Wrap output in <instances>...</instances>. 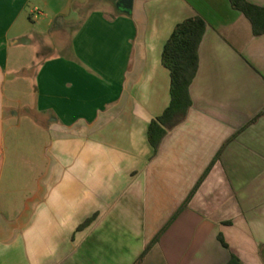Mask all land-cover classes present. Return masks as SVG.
<instances>
[{"label":"crops","instance_id":"0c3cea01","mask_svg":"<svg viewBox=\"0 0 264 264\" xmlns=\"http://www.w3.org/2000/svg\"><path fill=\"white\" fill-rule=\"evenodd\" d=\"M49 17L72 35L40 62L28 152L12 153L11 50ZM194 18L206 29L191 105L158 124L155 148L150 126L172 102L164 48ZM0 264H264V33L230 0H133L129 13L119 0H0Z\"/></svg>","mask_w":264,"mask_h":264},{"label":"trees","instance_id":"16d2710c","mask_svg":"<svg viewBox=\"0 0 264 264\" xmlns=\"http://www.w3.org/2000/svg\"><path fill=\"white\" fill-rule=\"evenodd\" d=\"M230 2L233 8L244 13L251 21L254 34L258 35L264 33V8L255 7L246 0H230ZM205 29L206 24L200 18L186 20L177 25L172 36L165 45L163 64L171 72L172 102L163 116L157 121H154L150 126V142L155 148L158 147L160 140L164 136V131L158 128V124L166 128H173L186 117L187 111L191 105L189 88L198 71V50ZM208 172L196 185L191 196L198 190ZM151 246L152 245L143 253L140 261L147 254Z\"/></svg>","mask_w":264,"mask_h":264},{"label":"rangeland","instance_id":"374dc122","mask_svg":"<svg viewBox=\"0 0 264 264\" xmlns=\"http://www.w3.org/2000/svg\"><path fill=\"white\" fill-rule=\"evenodd\" d=\"M53 19L49 17L46 20H42L39 18H36V20L33 22V28L31 31L26 34L25 37L22 38V44L18 46L16 49L11 50V60L18 59L19 62L16 67L18 70V73L6 84V93L9 99L11 100H20L21 105V114L19 117H17L15 120L10 119L7 123V144L9 147L10 152H14L15 150V142H18V145L21 146V151L28 152V142L29 138L32 136V132L34 131L30 127V123H33L30 116L28 115L27 108L32 109L34 104V96L32 95V92L35 89V76L37 73V69L40 66V62L47 57L51 52H61L65 48L62 47V43H66L69 41V38L72 35V32L69 31L65 34V37L61 39V33L58 29V22L54 21V24L51 21ZM32 38H37L42 47H37L34 43V41H31ZM29 40V42H27ZM67 45V43H66ZM13 64V63H12ZM8 106L14 107L15 109H18V105L16 103H8ZM19 123L20 128L17 130L9 129L10 124L13 123ZM36 130V129H35ZM17 133V135L15 134ZM14 134L16 136H14ZM36 135L38 138V145L36 148V151L38 154L41 153V147H40V135L41 133H37ZM18 141H17V140ZM28 141V142H27ZM21 170L18 171L16 174V179L14 181V184H25L27 181H24V168L27 167V164L22 161ZM38 169L42 167L40 165V162H38Z\"/></svg>","mask_w":264,"mask_h":264},{"label":"water","instance_id":"95a60500","mask_svg":"<svg viewBox=\"0 0 264 264\" xmlns=\"http://www.w3.org/2000/svg\"><path fill=\"white\" fill-rule=\"evenodd\" d=\"M133 0H119V8L129 13L132 10Z\"/></svg>","mask_w":264,"mask_h":264}]
</instances>
